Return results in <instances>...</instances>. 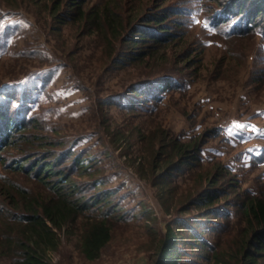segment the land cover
Returning a JSON list of instances; mask_svg holds the SVG:
<instances>
[{
    "label": "rangeland",
    "instance_id": "obj_1",
    "mask_svg": "<svg viewBox=\"0 0 264 264\" xmlns=\"http://www.w3.org/2000/svg\"><path fill=\"white\" fill-rule=\"evenodd\" d=\"M232 1L0 0V112L17 123L25 116L30 124L0 150V241L26 207L15 187L45 198L51 191L34 176L39 168L52 161L53 171L70 170L79 156L90 176L76 171L65 190L75 184L78 196L106 194L121 216L111 242L90 264H152L167 224H192L208 213L194 204L207 187L206 177H217L218 189L228 196L215 204L219 214L206 218L197 231L214 245L211 256L215 253L222 264H241L249 227L237 197L247 190L264 193V42L255 34L224 42L190 17L191 11L204 13ZM73 2L87 12L109 8L118 14L120 30L79 22ZM158 12L170 13L164 23L176 39L153 57L121 65L125 39ZM63 15L69 19L61 23ZM261 19L257 23L263 26ZM148 47L152 43L145 42L142 49ZM157 80L176 87L152 98L135 97V108L126 107L134 85ZM22 134L29 141L19 138ZM191 138L202 152L189 167L172 141ZM59 155L68 157L56 166ZM26 159L39 162L38 169L19 171L17 161ZM57 180L52 174L48 185ZM76 239L62 234L59 249L49 253L53 264L86 262ZM179 246L186 254L180 264H215L189 244ZM0 264L11 262L1 256Z\"/></svg>",
    "mask_w": 264,
    "mask_h": 264
},
{
    "label": "trees",
    "instance_id": "obj_2",
    "mask_svg": "<svg viewBox=\"0 0 264 264\" xmlns=\"http://www.w3.org/2000/svg\"><path fill=\"white\" fill-rule=\"evenodd\" d=\"M253 1H255L254 4ZM253 1L235 0L234 2L233 0L223 7L214 8V10L206 11L204 9V13L201 10L196 11V13L191 11L190 17L194 24L200 22L201 28L206 34L216 35L224 42L248 34H255L259 37V40L261 39L264 42V25H258L259 23H257L260 17H262L261 20H264V0ZM72 4L74 5L72 8L77 10L75 19L79 22L87 19L91 24L95 23L96 26L101 25V22H103L109 28V31L111 30L110 32L120 30L122 23L120 24L118 14L116 13L115 16V13L111 12L109 8L96 10L93 7L87 12L85 7L78 2ZM57 10L58 7L55 6L53 13ZM181 13L183 12L177 14ZM169 16L170 13L166 12L150 13L145 17V23L136 25L131 35L125 39V50L118 54L120 64L141 62L147 57H153L159 49L174 41L177 35L171 33L164 23ZM60 18L62 19L61 23H64L66 18L69 19L67 15ZM193 23L191 24L193 25ZM203 41L205 43L206 39L201 42L203 43ZM145 42L152 43V48L150 46L147 49H142ZM156 82L154 84L146 83L148 86H141V83L134 85L128 94L130 98H126L127 101L131 102V105L126 107L135 108L138 102L134 101L135 97L151 96L152 98L158 96L157 93L163 90L170 88L174 90L176 87L172 86L171 82L162 80ZM0 91H3V89ZM126 99L124 100L126 101ZM0 122V150L10 145L16 134L22 130H27V127L30 126L29 123H26L25 116L17 123L4 112H0ZM33 122L34 120L31 121V124ZM19 138L29 141L27 135L22 134ZM34 138H36V141L40 140L38 135ZM172 142L173 146L178 149L181 161L184 159L182 161L183 165L191 167L201 160L202 145L198 140L191 138L183 144L176 141ZM58 144L62 146L63 143L59 142ZM68 155H65V157L59 155L55 162L53 161L54 165L61 166L65 164ZM81 162V157L75 158V163L72 166L73 171H71L72 168L70 170L58 169L53 171L50 168L52 164L48 162L43 167L41 166L34 176L51 191V194L45 198H33L26 194L25 190L15 187L13 193L25 201L26 207L23 213L13 217V221L16 223L15 228L7 229L5 234H1L3 239L0 241L2 244L0 245V257H7L11 264H53L49 258V253L56 252L59 249L62 234H64L68 238L71 236L77 238L75 247L85 259L84 264H90L89 262L100 259L104 248L112 240L114 222L120 220L121 216H117L116 213L119 206L111 207V201L106 194H95L91 197L78 196L77 192H80V190L77 191L75 184L70 187V190H65L63 185L70 181L76 171L85 176H90L87 173L88 167L81 165ZM34 163L28 159L17 161L18 170H30L32 173L39 166V162H36V165ZM181 172L179 170V173ZM225 172L226 170H223V174ZM52 174L57 175L58 180L53 185H48V182H50L48 178ZM204 179L207 187H204L196 196L194 204L196 208L208 213L202 217L201 221L195 220L192 224L184 221L176 222L174 226L167 224L164 234L162 233L161 237L157 239L152 264H180L182 256H186V254L185 251H181L179 244H189V248H196L195 251L199 252L198 255L204 260L210 261L214 258L215 264L223 263L220 258L214 256L215 253L212 255L213 257L211 256V253L214 252V245L204 239L203 232H198L197 226L202 227L205 225L206 218L219 214L218 209L214 206L226 198L228 192L218 189L219 179L217 177H206ZM235 185L237 189L240 187L238 182ZM93 186L97 189V182L93 183ZM237 198L241 215L249 227L242 237L244 243L241 248L240 262L241 264H264V193H254L247 190L243 194H239ZM96 210L97 213H95ZM175 227L178 229L176 230ZM246 232L250 233L249 236L246 235ZM206 250L207 253H205Z\"/></svg>",
    "mask_w": 264,
    "mask_h": 264
},
{
    "label": "built area",
    "instance_id": "obj_3",
    "mask_svg": "<svg viewBox=\"0 0 264 264\" xmlns=\"http://www.w3.org/2000/svg\"><path fill=\"white\" fill-rule=\"evenodd\" d=\"M120 264H130V263H120Z\"/></svg>",
    "mask_w": 264,
    "mask_h": 264
}]
</instances>
